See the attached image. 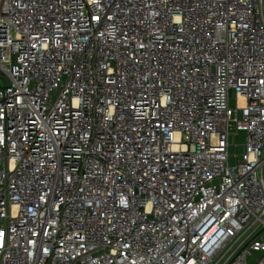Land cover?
Wrapping results in <instances>:
<instances>
[{"label":"built area","instance_id":"obj_1","mask_svg":"<svg viewBox=\"0 0 264 264\" xmlns=\"http://www.w3.org/2000/svg\"><path fill=\"white\" fill-rule=\"evenodd\" d=\"M0 264H264V0H0Z\"/></svg>","mask_w":264,"mask_h":264},{"label":"water","instance_id":"obj_2","mask_svg":"<svg viewBox=\"0 0 264 264\" xmlns=\"http://www.w3.org/2000/svg\"><path fill=\"white\" fill-rule=\"evenodd\" d=\"M6 84L8 85V82L6 81Z\"/></svg>","mask_w":264,"mask_h":264}]
</instances>
